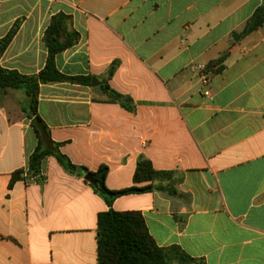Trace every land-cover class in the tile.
I'll return each instance as SVG.
<instances>
[{
  "label": "crops",
  "instance_id": "crops-1",
  "mask_svg": "<svg viewBox=\"0 0 264 264\" xmlns=\"http://www.w3.org/2000/svg\"><path fill=\"white\" fill-rule=\"evenodd\" d=\"M261 5L0 0V40L18 25L0 70L37 75L44 33L64 14L79 41L55 56L56 69L90 79L40 85L37 95V115L75 172L53 156L28 172L38 141L26 98L0 91V264H97V216L109 207L78 170L107 167L111 191L143 187L133 182L141 158L173 173L176 194L122 196L112 210L139 212L157 246L205 264H264V26L232 37ZM222 56L219 72L207 69ZM103 86L130 98L133 111Z\"/></svg>",
  "mask_w": 264,
  "mask_h": 264
},
{
  "label": "trees",
  "instance_id": "trees-1",
  "mask_svg": "<svg viewBox=\"0 0 264 264\" xmlns=\"http://www.w3.org/2000/svg\"><path fill=\"white\" fill-rule=\"evenodd\" d=\"M70 18L64 14L53 16L44 33L43 42L47 49V59L44 68L33 76L21 75L15 71L0 70V91L8 90L23 92L28 110H24L36 135L38 145L28 162V172L36 176L41 161L46 156H53L67 171H77L69 160L61 155L58 148L61 144L50 140L49 132L43 121L37 115V95L40 85L53 83H70L77 85H90V79L85 77H69L61 74L55 66V56L79 41V34L70 28ZM264 26V5L258 7L242 30L233 33V40H239L259 27ZM18 30V25L12 27L8 34L0 40V55L6 50ZM224 56L210 63L207 69L219 72L218 66L223 62ZM117 64L111 65L108 77L115 72ZM104 91L116 100L122 108L133 111L130 98L124 97L103 86ZM90 173L97 182L95 191L104 199L109 210L98 214L96 229L97 264H205L202 260L194 259L185 254L179 247L171 246L161 248L157 246L149 235L144 219L139 212H116L112 210L113 202L122 196L142 194L151 191L165 192L175 195L172 172L156 171L146 159H139L133 175V182L149 183L143 187H130L119 191H111L105 186L107 167L101 166L96 172H89L80 168L78 172ZM22 171L16 172L11 184L20 178Z\"/></svg>",
  "mask_w": 264,
  "mask_h": 264
},
{
  "label": "water",
  "instance_id": "water-1",
  "mask_svg": "<svg viewBox=\"0 0 264 264\" xmlns=\"http://www.w3.org/2000/svg\"><path fill=\"white\" fill-rule=\"evenodd\" d=\"M99 84H100V83L97 82L95 79L92 80V86H93V87H96V86H98ZM84 180H85L86 182H88L89 184H91L94 188L97 187V182L93 179L92 174H90V173H85V175H84Z\"/></svg>",
  "mask_w": 264,
  "mask_h": 264
},
{
  "label": "built area",
  "instance_id": "built-area-1",
  "mask_svg": "<svg viewBox=\"0 0 264 264\" xmlns=\"http://www.w3.org/2000/svg\"><path fill=\"white\" fill-rule=\"evenodd\" d=\"M199 68L204 69L203 67H199ZM204 95H205L206 97H210V94H209L208 91H206V92L204 93Z\"/></svg>",
  "mask_w": 264,
  "mask_h": 264
}]
</instances>
